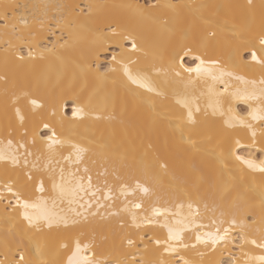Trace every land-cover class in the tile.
Masks as SVG:
<instances>
[{
	"label": "bare ground",
	"instance_id": "obj_1",
	"mask_svg": "<svg viewBox=\"0 0 264 264\" xmlns=\"http://www.w3.org/2000/svg\"><path fill=\"white\" fill-rule=\"evenodd\" d=\"M262 31L264 0H251V5L249 0H0V151L7 153V139L11 138L14 145L26 142L33 152L27 156L25 149L17 152L13 147L19 165L0 162V261L13 264L17 249L30 252L34 250L30 242L35 241L50 259L66 264L70 253L60 245L67 243L71 248L79 237L85 243H94L99 259H122L123 247L135 252L137 260L158 264L161 254L152 240L163 239L166 229L146 223L134 227L131 214L122 209L132 202H143V209H133L139 214V222L145 215L151 216L153 205L175 211L182 201V211L187 214L190 196L198 201L201 210L197 220L204 227L199 231L215 233L222 219V227H229L233 217L237 224L230 227L227 238L215 250L210 244L191 248L195 243L193 225L192 231L183 234L189 247L178 248L180 255L193 264H259L257 257L264 255V249L245 243V238L259 243L264 235V177L258 172L242 173L231 161L229 168L222 167L221 149L226 154L235 137L248 143V136L241 129L225 131L222 118L213 116L208 107V88L214 86L223 92L222 81H227L229 93L251 90L250 83L245 85L235 76L255 80L258 87L264 67L251 60L249 46L257 42ZM133 40L136 51L131 47ZM189 48L192 53L183 55ZM29 50L33 57H29ZM20 55L23 60L18 58ZM196 55L218 60L220 67L233 76L213 81L198 79L193 73L189 80L180 65L194 68L198 63ZM114 56L121 63L113 61ZM130 60L135 61L129 64L133 73H143L155 91L148 92L127 81L122 64ZM209 67L216 71L215 66ZM176 71L181 75L177 76ZM23 92L43 103L44 108L33 115L31 105L22 99L18 106L26 120L21 126L15 118L12 99ZM178 100H186L193 110L199 106L201 111H194V123L187 121L188 110ZM73 107H83L88 115L73 118ZM232 108L234 114L247 115L248 105L243 101H234ZM53 110L55 117L51 115ZM63 117L67 119L62 129L57 126V131L89 149L80 164L63 159L72 152L69 146L59 149L51 162L45 151L43 141L50 130L43 127L42 121L55 124ZM9 126L13 130L11 137L7 133ZM33 137L35 144L31 143ZM257 138L260 139L259 124ZM236 151L246 157L251 153L257 161L264 158V153L253 148ZM33 164L39 170L33 169ZM60 167L66 176L79 168L77 179L85 177V186L86 175H91L96 194L82 191L75 197L85 204L83 209L79 203H69L71 196L58 200L56 211L67 217L69 226L60 223L37 233L20 217L15 197L5 185L12 182L14 190L31 199L40 195L34 189L42 179L46 188L43 195L50 198L54 194L48 175L55 169L58 178ZM85 167L89 169L87 174ZM29 173L32 180L28 179ZM136 180L152 192L148 196L139 191L122 196L121 184L134 188ZM109 190L112 199L105 200ZM89 203L91 208L87 207ZM101 204L104 206L99 207ZM70 209L83 212L88 219L77 217ZM250 215L255 216V224ZM73 219L80 222L72 224ZM126 236L135 241L131 248L126 241L121 245ZM163 259L180 264L176 253H165Z\"/></svg>",
	"mask_w": 264,
	"mask_h": 264
},
{
	"label": "snow or ice",
	"instance_id": "obj_2",
	"mask_svg": "<svg viewBox=\"0 0 264 264\" xmlns=\"http://www.w3.org/2000/svg\"><path fill=\"white\" fill-rule=\"evenodd\" d=\"M249 4L251 5V0H249ZM168 7L175 8L176 5H169ZM6 19V18H5ZM7 27V24L4 25ZM25 27H27V23L25 22ZM43 27V25H41ZM31 35V33H30ZM211 35L215 36V33H211ZM23 39V38H21ZM27 42V41H25ZM257 43L259 47H257ZM132 50H137V44L133 40L132 42ZM249 52L251 60L255 63L259 64L261 67H264V31L260 33L257 37V42L252 43L249 46ZM192 53V49H188L183 51V55L187 56ZM29 57H33V53L29 50ZM23 60V55L18 57ZM43 58V57H41ZM195 60L198 61L195 67H187L185 68L183 64L180 65V68L184 73L189 74V80L192 78V74L195 73L198 79L210 78L213 81L222 80V77L225 75L233 76V73L227 71L225 68L220 67V62L218 60H208L203 58L200 55L195 56ZM113 61L117 63H121L117 61V58L114 56ZM135 63V61L130 60L128 63H123V74L127 78V81L132 85H137L139 88L147 89L148 92H153L155 89L148 82V78L141 72L137 71L133 73L130 69L129 64ZM209 65L215 66L216 71H213ZM112 71H116L115 68ZM217 71L219 75H217ZM176 75L180 76L181 72L176 71ZM235 79L241 80L242 83L248 85L249 83L252 85L251 90L245 88L243 90H237L236 92L229 93V89L227 86V81H222L225 83V88L223 92H220L219 89L214 86H209L208 88V107L212 109L213 116H219L223 120V128L225 131H232L236 129L244 130L248 136V143L242 142L239 136L234 138V143L228 147L227 153L221 149L220 152V163L222 167L229 168V161L232 162V166L239 168V170L243 173L245 170L249 173H260L262 177H264V158L257 159L249 153V155L242 156L240 155L236 149L237 148H253L257 151L264 153V76H262L258 82L257 81H247L244 80L243 77L235 76ZM157 95H162V93L157 92ZM229 97L225 99V96ZM24 100L27 104L31 105V109L33 115L36 114L37 109H43V103H39L37 99L33 98L29 95L28 92H23L20 96H15L12 99V107L15 112V118L19 122L21 126L25 123L26 117L22 114L21 108L18 106L21 100ZM243 101L248 105V112L246 116H239L234 114L232 103L234 101ZM251 101H255L256 103H251ZM178 104H181L183 107L187 108V121L189 123H194V111L200 112L201 109L199 106H196L193 110V107L186 100H178ZM227 104V111H225V105ZM52 117L56 116L55 110L51 112ZM71 115L73 118H83L88 113L85 111L83 107H73ZM97 119L100 117L97 116ZM67 119V117H63L60 121L55 124H50L48 121H42L43 127L50 130V134L46 135V139L44 142L45 151L48 153L49 162L58 154L59 149L64 148L65 146H69L72 152L63 157L64 160L69 163L80 164L84 155L89 151L86 146H82L81 144L72 141L70 138L62 135L61 132L57 131V126L61 129L63 128V120ZM257 124H259V134L260 139L257 138ZM8 136L11 137L13 130L11 126L7 129ZM25 135L27 132L25 131ZM36 140L33 137L31 143L35 144ZM194 144V141H189ZM2 143V141H0ZM13 147L16 148L17 152L19 149H25V153L27 156H32L33 152L28 149L27 143L24 141L19 142L17 145L13 144V140L11 138L7 139V153L4 151H0V162L10 161L13 167L19 165V158L15 153H12ZM11 153V154H10ZM73 156L75 159L73 160ZM39 156H37V161L39 160ZM25 166H27V160H25ZM33 169H37V165H32ZM164 167V165H161ZM39 170V169H37ZM79 172V168L76 169V172L69 173L67 176L65 174V169L60 167L59 169V177L57 178L56 170L51 169L48 175V179L51 183V192L54 194L50 198H46L43 194L46 192L44 181L41 179L40 183L35 186V193H39L40 195H36L33 198H25L23 194L19 190H14L12 182L6 183V190L15 197V208L20 209L19 212L20 217L27 223L29 229H34L37 233L43 231L45 227L52 228L54 225H59L63 223L65 227L69 226V220L67 217L60 216V214L56 211L57 201H63L64 198L71 196L72 199L69 200V203H79L81 209L85 208L84 203H80L75 199L79 195L80 192H91L93 196H95L96 192L92 190V177L91 175H86L87 186L84 184L85 177H80L77 179V173ZM89 169L87 167L84 168V173L87 174ZM230 174V173H229ZM28 179L32 180L33 177L29 173ZM71 186V187H70ZM137 191L143 194V196H148L152 189L147 186L145 183H141L139 180H136L135 187L130 188V186L126 184H121L120 186V194L122 196L127 197L128 195H133ZM49 199L51 200V205H49ZM83 199L82 197L80 198ZM105 200H111L112 195L109 190V193H106L104 196ZM104 205H99V207H103ZM261 206H262V218L261 223H264V187H262L261 191ZM88 208H91V204L87 205ZM185 207L184 202H178L176 206V210L166 207H160L153 205L151 207V216L145 215L143 220L138 222V213L133 211V209H143V202H132L130 207L125 205L122 209L123 211H127L132 216V225L134 227L139 228L141 224L146 223L154 226H158L161 229H166V236L161 239L156 237L152 240V243L156 246V251L161 254V259L158 264H170L169 260L163 259V254L165 253H176L180 256V264H193L192 261L185 259L183 255H180L178 252V248L183 247L187 249L189 244L184 240V233L188 231H192V226H196L195 231V243L191 244V248L195 249L197 245L203 244L205 246L211 245L212 249L215 250V246L224 241L230 231V227L237 224V220L233 217L228 223L229 227H222L225 221L222 219L220 221V226H217L216 232H201L200 228L204 227L202 223H199L197 218L201 217V210L199 207L198 201H194L190 196L187 201V214L183 213V209ZM205 210L208 209V205H204ZM75 212L77 217L83 216V219L86 221L88 219V215L83 212L70 209ZM95 215V213H93ZM112 215H119L118 212H113ZM221 216H224V212L221 211ZM252 224L256 223L255 216H251ZM79 220L73 219L71 221L72 224L79 223ZM213 224L216 223L215 220L212 221ZM120 227L123 228L124 224L121 223ZM244 224H241V228L243 230ZM223 232V235L220 232ZM142 239V238H141ZM124 241L127 243V247L131 248L135 241L131 236H126L124 240L121 241V245L123 246ZM34 250L30 252H26L24 249L18 248L17 251L13 254V264H63L62 261L52 260L49 258L44 248L41 246L39 242L32 241L30 242ZM245 243H252L257 247L264 249V235L261 237V242L257 243L255 239L247 240L245 238ZM61 249L65 250L66 253H70L67 255L66 264H156L154 261H149L145 259L137 260V256L135 252H128L121 249V254L123 256L122 259H116L114 261H108L106 259L97 258V253L95 250V245L93 242L85 243L79 237L74 239L73 246L70 248L67 243H62L60 245ZM144 251H148V246L145 245ZM203 255V253H201ZM17 256L19 259H17ZM259 264H264V255L257 257ZM0 264H5V261H0Z\"/></svg>",
	"mask_w": 264,
	"mask_h": 264
}]
</instances>
